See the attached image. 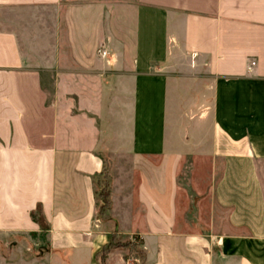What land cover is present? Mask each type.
<instances>
[{
    "label": "crops",
    "instance_id": "0c3cea01",
    "mask_svg": "<svg viewBox=\"0 0 264 264\" xmlns=\"http://www.w3.org/2000/svg\"><path fill=\"white\" fill-rule=\"evenodd\" d=\"M64 29L90 50L61 54ZM193 158L209 160L205 225L180 221ZM113 233L138 236L144 264H264V0H0V264H137L97 256Z\"/></svg>",
    "mask_w": 264,
    "mask_h": 264
},
{
    "label": "rangeland",
    "instance_id": "374dc122",
    "mask_svg": "<svg viewBox=\"0 0 264 264\" xmlns=\"http://www.w3.org/2000/svg\"><path fill=\"white\" fill-rule=\"evenodd\" d=\"M76 5H81L79 3H76ZM90 7H79L80 9L77 17L79 19L88 18V20L85 21L86 24L84 27H81L76 30V37L79 39V41L85 42L90 40L91 38L97 37V31L99 27V23L97 22V11L95 8H92V5H88ZM109 9L114 8L113 5L108 4L107 6ZM83 9V10H82ZM113 15L112 22L115 24V27L117 29V32L120 36L123 38H127L126 36V28L125 26L129 24L130 17L129 15H120L117 14L116 18ZM78 22H82L78 21ZM114 31V30H113ZM70 36L68 35V30L64 29L61 30V38H62V45L59 47V52L63 55H70L73 54V50H76V53H82L86 52L87 50H90L91 46L88 47V45H77V46H68V40L67 38ZM129 41L130 39L127 38ZM53 51V50H52ZM97 52V50H96ZM98 53V52H97ZM63 64L67 65V62L64 61ZM206 102L203 104L201 114L204 118L205 126H203V131L201 133H209L210 125H211V119H210V96L206 95ZM200 133V132H199ZM191 165V167L189 166ZM208 170H209V160L204 158H193V159H186L181 167L180 172V183L182 186V190L180 191L179 195V210H180V221L181 223L184 222L185 217H187L186 212L188 210H191L192 213H198V225H205L207 220V212H208V191H207V176H208ZM189 186H192L193 189L187 188ZM101 203V201H100ZM202 219V220H200ZM193 223L195 226L196 223ZM187 226V225H185ZM199 228V227H198ZM6 239L0 237V262L2 261L3 256L9 255L10 251L7 247H4L2 245V242H5ZM141 246H138L137 248V260L135 261L137 264L142 263L141 259ZM16 255H19V250H12ZM125 253H129V249L124 250ZM26 254V252H24ZM135 256V255H134Z\"/></svg>",
    "mask_w": 264,
    "mask_h": 264
},
{
    "label": "trees",
    "instance_id": "16d2710c",
    "mask_svg": "<svg viewBox=\"0 0 264 264\" xmlns=\"http://www.w3.org/2000/svg\"><path fill=\"white\" fill-rule=\"evenodd\" d=\"M111 180L112 176L110 173V164L107 158H104V168L101 173L97 174L95 177V195L97 199L98 207V218L105 215L111 205L110 194H111ZM101 201V203H100ZM32 218L38 222L42 228L47 229L48 223L44 217L41 207H38L36 211L32 212ZM141 246V259L144 264L145 260V250L143 248L142 240L136 236L122 235L119 233H113L111 235L110 241L97 253V256L104 261L108 254L115 248L129 249V253H125L126 259L137 260L138 253L137 248ZM135 255V256H134Z\"/></svg>",
    "mask_w": 264,
    "mask_h": 264
},
{
    "label": "built area",
    "instance_id": "2783aa9c",
    "mask_svg": "<svg viewBox=\"0 0 264 264\" xmlns=\"http://www.w3.org/2000/svg\"><path fill=\"white\" fill-rule=\"evenodd\" d=\"M105 52H103V54H104ZM256 64V62L255 61H253L252 63H251V66H254Z\"/></svg>",
    "mask_w": 264,
    "mask_h": 264
}]
</instances>
